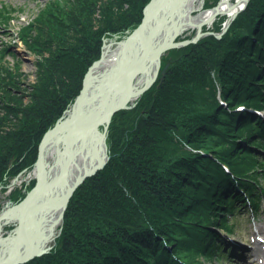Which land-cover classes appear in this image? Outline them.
Returning a JSON list of instances; mask_svg holds the SVG:
<instances>
[{
  "label": "trees",
  "instance_id": "16d2710c",
  "mask_svg": "<svg viewBox=\"0 0 264 264\" xmlns=\"http://www.w3.org/2000/svg\"><path fill=\"white\" fill-rule=\"evenodd\" d=\"M149 1L50 0L36 26H29L36 37L21 31L42 69L26 104L2 90L18 103H0L1 188L33 166L42 136L80 93L104 39L132 31ZM0 17H8L3 6ZM51 37L61 45L46 40ZM193 46L194 53L186 49L179 60L191 64L173 61L160 83L143 94L140 109L130 111L138 114L130 118L134 128L116 126L130 112L114 116L107 164L73 193L55 247L26 264H205L223 241L208 227L234 230L224 210L233 214L244 203L257 215L264 155L249 146L264 149L255 138L264 137V120L237 106L264 111V0H250L220 38L205 37ZM191 70L197 78L207 76L209 99L192 89ZM217 91L230 109L220 104ZM174 117L181 128L171 125ZM255 189L258 194L250 197Z\"/></svg>",
  "mask_w": 264,
  "mask_h": 264
},
{
  "label": "bare ground",
  "instance_id": "6f19581e",
  "mask_svg": "<svg viewBox=\"0 0 264 264\" xmlns=\"http://www.w3.org/2000/svg\"><path fill=\"white\" fill-rule=\"evenodd\" d=\"M157 1L159 0H156V3ZM217 1L213 2L211 7L203 10L201 8V0H169L160 11H155L152 14L148 22V29L153 31V35L150 37L144 31L142 34L134 36L131 45L126 51L130 65L134 64L136 60L143 62L136 76L134 75L135 77L132 79V87L134 89L145 87L152 78L157 76L160 59L156 57V52L160 47L172 44L175 42L176 37L184 31L190 29L198 30L203 24L219 14H226L228 18L232 19L235 13L243 10L246 2V0ZM106 45L108 44L106 43ZM120 47L121 45H112L104 49L103 59L90 74L92 80L88 83L85 90V101L78 119L67 127V130L65 129V131L49 140L42 150L41 156L45 181L49 184L58 174L62 173L60 180L37 190L30 200V207L24 208L23 205V207H11L1 210V264H10L13 259H20L28 254L40 253L42 249H45L55 235L54 228L57 227L56 224L59 222L58 216L61 208L56 206L65 196L67 190L84 173L93 170L97 164L104 162L105 148L103 142H100L99 139L102 132L100 129L102 124L99 121L112 104L113 99L110 101L107 94L111 86L116 98L121 97L127 91V74L124 73L123 65H121ZM104 82L109 83L103 87L101 84ZM219 94L220 91H217L218 98ZM135 98L137 96L132 97V99ZM74 103L65 110L61 122L66 123L67 120L74 116ZM239 107H241L240 111L244 109L247 112L257 113L256 109L250 105L242 104L237 106L238 110ZM89 122H92L93 125H89L90 128L87 132L76 139L77 132H80V129H78L81 128L80 125L83 124L82 126H84ZM35 170V165H33L27 174V179L29 177L30 179L34 178ZM40 202H44L45 206L38 207L31 212L32 206ZM48 202L50 203L47 204ZM20 215L24 220L22 219L23 222L20 227L21 236L18 237L16 226ZM33 218H38V221L32 222ZM7 224H12L11 226L14 230L4 235L2 233L3 227ZM24 226L27 227L24 228ZM262 233H264V229ZM257 244V250L259 248L264 249V239H258ZM221 248L223 253H227L229 250L230 247L226 239L222 241ZM32 250L34 251L32 252ZM255 264H260V262L257 261Z\"/></svg>",
  "mask_w": 264,
  "mask_h": 264
},
{
  "label": "rangeland",
  "instance_id": "374dc122",
  "mask_svg": "<svg viewBox=\"0 0 264 264\" xmlns=\"http://www.w3.org/2000/svg\"><path fill=\"white\" fill-rule=\"evenodd\" d=\"M249 1L250 0L244 3L243 9L246 7ZM49 2L50 0H0V6H3V8L8 12V17L6 21H4L3 18L1 19L0 17V103L4 104V100H5V104H9L7 105L9 107L10 105H13V107L15 106L17 107V105L15 104L18 102L13 104L14 103L13 100L8 101V99L4 98L5 94L3 93V91L7 93L10 92L8 94L13 95V97L17 96L18 98H20L22 103L26 104L29 100V94H30L29 92L31 91V87L29 86L33 85L36 82L37 80L36 78H37V75L39 74V70L42 69L38 63L39 61L38 56L34 52L32 53L30 50H28V47L25 45L24 37L26 35H31L32 37H36L35 35L38 32L36 31L35 28L33 29V27L31 28L29 26H32V25L36 26L35 24H37V20L40 19L42 14H44V12H46V10L48 9ZM206 2L211 3L213 2V0H201V8L203 10L207 9L208 7H211L212 5L211 3L207 6ZM143 13H144V9H143ZM239 13L240 12L235 13L232 19L228 18V15L226 14H222V15L219 14L215 18L211 19L209 22H206L205 24H203V26L199 28L200 30L199 32L197 30L190 29V30L184 31L183 33H181L180 35L176 37V39L174 40L175 45L169 48L168 50H166L160 56V66H159L158 74L156 76L155 81L150 85L148 89H146L144 92H142V94L137 96V98L124 102L121 108L117 109L112 115V118L107 127L108 128L107 136L105 138L107 149L109 147L108 144L110 141L109 139L110 125L113 122L114 116L121 112L129 113L133 109L139 110L141 106L140 101L142 99L141 97L143 96V94L150 91L152 87L156 85V83L157 84L160 83V80L166 76V70L168 67H170L173 61L180 60L182 52H185L186 49H191L193 50L192 53H194L193 45L200 43L201 40H203L205 37L207 38L209 36H212V37L219 38V36L226 34L227 31L230 30L232 23L234 22V20L236 19ZM65 25L67 26V24H64V26ZM217 27H219V30L215 31ZM23 29L27 31L26 35L23 34V32L21 33ZM64 30L68 31V29L66 28ZM132 31L128 32L127 35H129ZM114 37H117V38H114ZM111 38H114L115 40H120L123 37L114 35L113 37L105 38L103 41V45L108 43V41H110ZM43 39L44 38L40 40H43ZM46 40L51 41L52 45H58V46L61 45V42L58 41L57 38L55 37H51V39H46ZM103 45H102L101 51L104 50ZM206 59L209 60L208 58ZM183 61L184 63L185 61L187 62L185 67H188L189 64H191L192 60L182 59L179 62H183ZM93 63L91 65H93ZM207 63L211 64V62H207ZM262 65L264 67V63ZM180 70L184 72L182 66L181 68H179V71ZM191 73H192V70H191ZM188 77L195 78V80L193 81L192 89L196 90V93L199 95V97H202V98L205 97L206 99H209L208 97H210L211 94L209 91L210 86L207 83L208 82L207 76L202 75L199 78H197V73L193 71V73L189 74ZM183 84L185 83L183 82ZM200 84H202V86H200ZM185 86L186 85H184L181 90H186ZM218 100L221 105H223L227 109H230L228 102L224 100V98L221 96V93L219 94ZM146 108L143 109V111L146 110ZM130 113L129 115L126 114L127 116L123 118L120 117V119L116 121V126L118 128H123L125 131L129 129L130 125H131L130 128H134L133 127L134 123L131 122L132 119L130 118L133 116L135 118L138 114L135 116V112H132L131 114ZM256 115L262 117L263 119L264 111L257 112ZM60 119H58L56 123H59L58 121H60ZM170 122H172L171 125H173V127H175L176 129L181 128L180 124H176L175 117L173 121H170ZM100 129L103 130V125H100ZM255 138H258L264 141V137L260 138V137L255 136ZM244 143L247 145V142H244ZM249 147L252 149V146H249ZM255 150L257 152H261L262 154H264V151L262 150H257V149ZM32 167L23 169L16 176L10 178L8 183L4 187L2 188L0 187V212L3 209L11 208L17 205L18 203H20L26 196L27 192L34 186L35 179L34 178L30 179V177L27 179V174L29 170L32 169ZM258 180L261 184V187L264 188V177L260 175L258 177ZM83 182L76 188V190L83 184ZM236 186H237L236 189L240 191L238 184ZM257 192L259 191L255 189L254 192L250 194V197H254L256 194H258ZM21 194H23V197L19 199L18 197ZM235 204L237 205L238 203L235 202ZM65 211L66 209L64 210V214H65ZM223 213L225 217H228L234 222V230L231 232V234L224 233L222 229H219V227H216L214 225H210L208 229L214 230L215 232L220 233V235L224 237V240L225 239L227 240L228 244L232 245L233 243H235V244L242 246V248L246 252V257L248 256L250 257L249 259L248 258L238 259L237 257L230 256L228 253L229 250L227 251L228 254L222 253V248L224 247L222 248L220 247L221 249L218 247H215L213 248L215 249L213 250L214 255L208 257L205 260V264H255L256 261H259V260L264 261V249L259 248V250H257V246H258L257 240L264 239V233H262V230L264 229V203H261L260 209L255 219L252 218V214L250 210L248 209V205L246 206L244 203L241 205L239 209L234 211L233 214H231L228 210H224ZM63 220H64V215H63V218H61L60 222L56 224L57 227L54 228L55 238L49 241V245H47L46 251L41 256L49 253L55 247L56 239L58 238L61 232V228L63 226ZM11 225L12 224H7L3 227L2 233L4 235H7L8 233L14 230L12 229ZM238 237H243V239L249 241V244H247L248 242L243 243L244 241L239 240ZM229 247L231 249V246ZM41 256H36L22 264L29 263L30 261H33L35 258L41 257Z\"/></svg>",
  "mask_w": 264,
  "mask_h": 264
},
{
  "label": "water",
  "instance_id": "95a60500",
  "mask_svg": "<svg viewBox=\"0 0 264 264\" xmlns=\"http://www.w3.org/2000/svg\"><path fill=\"white\" fill-rule=\"evenodd\" d=\"M168 1L169 0H159L156 3V0H150L148 2V4L145 6V8H144L143 17H142V20H141L140 24L129 35L123 37L120 40H115L114 39V38H117V37L111 38L110 41H108V43H107L108 45H106V44L103 45V49H105L106 47L112 46V45H121V47H120L121 65H123L122 68H124V73L127 74V77H126L127 91L121 97L116 98L114 96L112 86L110 87V91L108 92L107 96L110 98L109 99L110 101H111V99H113L112 100V104L110 105V108L106 111V113L104 114V117L99 121L103 125V130H102V132L100 134V138L99 139H100V142H103V144H104L105 160H104V162H102L100 164H97L93 168V170H91V171H89L87 173H84L79 178V180L76 181L67 190L65 196L62 198L60 203L56 206V207H60L61 208L60 214L58 216L59 222H60L61 218H63L64 210L66 209V206H67L71 196L73 195L74 191L76 190V188L86 178H88L90 176H93L97 171L101 170L105 166L106 162L108 161L109 155H108V149H107V144H106L105 138L107 136V129H108L107 127L109 125V122H110L114 112L117 109L121 108V106H122V104H124V102H126L128 100H131L132 97H136V96H139L140 94H142V92H144L146 89H148L150 87V85L156 79V77L152 78V80L149 82V84L146 85L145 87L141 88V89H137V90L134 89V87H132V79L136 76L137 72L139 71V69L141 67L140 65L143 64V62L141 63V60H139V61L136 60L134 62V64L130 65L129 61H128L129 58L126 56V51H127V48L131 45V42H132L134 36H136L138 34L140 35L144 31H146V33L149 34L150 37L153 35V31L148 29V22H149V20H150V18L152 16V14L155 11L156 12L160 11V9L163 7V5L166 2H168ZM246 1H248V0H246ZM197 31L199 32L200 30L198 29ZM174 45H175V42H173L172 44H167L166 46L160 47L157 50V52H156V57L158 59H160L161 54L164 53L169 48L173 47ZM103 56H104V50H102L101 57L98 60H96L93 63V65H91L89 67L87 73L84 76L82 89H81V91H80L79 95L77 96V98L75 100V103H74L75 104L74 116H72L69 120H67L66 123L61 122L62 119H60V121H58L59 123H56L54 125V127L49 129L44 134L43 138L41 139V141H40V143L38 145L37 158H36V161L34 163L35 168H36L35 176H34L35 184L27 192V194L24 197V199L20 203H18L17 205H15L13 207H15V208L16 207H21V206L23 207V205H24V208L30 207V205H29V204H31L30 200L34 196V194L36 193L37 190H39L40 188L45 187L47 185H50L51 183H54V182H57V181L60 180L62 173L58 174L53 180H51V182H49V184H47V182L45 181V174L43 173V161H42V156H41L42 150L45 147V145L49 142V140H51L55 136L59 135L61 132L65 131V129L67 130V127H69L71 124L76 122V120L78 119L79 114L81 113V109H82V107L84 105V101H85V93H86L85 90L87 89L88 83L92 80V77L90 76V74L93 71V69L96 67V65L101 62V60L103 59ZM108 83L109 82H104L101 85L104 87ZM82 125H80L81 128H78V129H80V132H77L76 139H78L85 132H87V130L90 128L89 125L92 126L93 123L89 122V123H86L84 126H82ZM42 176H44V177L42 178ZM49 203L50 202H48L47 204H49ZM47 204H46V206H47ZM42 206H45L44 202H40L39 204H36L35 206H32L33 208L31 209V212L35 211L38 207H42ZM22 219L24 220V218L23 217L21 218V215H20V217H18V223H17V226H16V230H17L16 234H17L18 237L21 236V228L20 227L22 226V222H23ZM34 221L37 222L38 218L37 219L33 218L32 222H34ZM25 227H27V226H24V228ZM19 228H20V231H19ZM53 238H55V237L53 236L51 239H53ZM27 242H29V241H27ZM33 251L34 250H32V252ZM45 251H46V248L42 249L40 251V253L38 252V253H35L33 255L32 254H28V255L23 256L20 259H13V260H11L12 262H10V264H22V263H25L26 261H28V260L36 257V256H41Z\"/></svg>",
  "mask_w": 264,
  "mask_h": 264
}]
</instances>
